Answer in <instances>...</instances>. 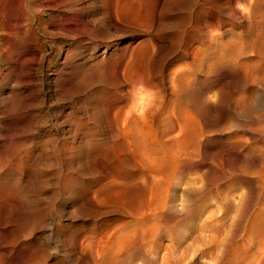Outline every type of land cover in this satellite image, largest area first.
Instances as JSON below:
<instances>
[{"label": "rangeland", "instance_id": "rangeland-1", "mask_svg": "<svg viewBox=\"0 0 264 264\" xmlns=\"http://www.w3.org/2000/svg\"><path fill=\"white\" fill-rule=\"evenodd\" d=\"M4 1L0 264H264V0Z\"/></svg>", "mask_w": 264, "mask_h": 264}, {"label": "bare ground", "instance_id": "bare-ground-1", "mask_svg": "<svg viewBox=\"0 0 264 264\" xmlns=\"http://www.w3.org/2000/svg\"><path fill=\"white\" fill-rule=\"evenodd\" d=\"M5 1H6V0H5ZM5 1H4V2H5ZM250 1H252V3L254 2L253 0H250ZM6 2H7V1H6ZM250 3H251V2H250ZM0 4H1V3H0ZM253 4H254V3H253ZM256 4H257V3H256ZM263 4H264V3H263ZM251 5H252V4H251ZM244 6H245V5H244ZM244 6H243V7H244ZM2 7H3V6H2ZM6 7H7V6H6ZM253 7H254V5H253ZM253 7H252V8H253ZM246 8H247V7H246ZM250 8H251V7H250ZM0 9H1V8H0ZM5 10H6V9H5ZM2 11H3V10H2ZM26 11H27V10H26ZM263 13H264V12H263ZM243 14H244V13H243ZM258 15H259V14H258ZM260 15H261V14H260ZM1 16H2V15H1ZM261 16H263V18H264V14L261 15ZM255 17H256V16H255ZM263 18L261 17L260 19H263ZM6 20H7V19H6ZM262 21L264 22V20H262ZM262 21H261V22H262ZM0 22H2V21H0ZM259 22H260V21H259ZM259 24H261V23H259ZM261 26H262V25H261ZM5 27H6V26H5ZM263 27H264V25H263L261 28H259V29L262 30ZM13 28H14V27H13ZM0 29H1V28H0ZM16 30H17V29H16ZM257 30H258V28H257ZM261 30H260V31H261ZM5 31H6V30H5ZM0 32H1V30H0ZM3 32H4V31H3ZM257 32H258V31H257ZM1 33H2V32H1ZM213 33H214V32H213ZM263 33H264V30H263ZM263 33H262V34H263ZM257 34H258V33H257ZM2 35H3V34H2ZM212 35H213V34H212ZM260 35H261V34H260ZM260 35L258 34V36H260ZM255 36H256V35H255ZM0 37H1V35H0ZM211 37H212V36H211ZM212 38H214V37H212ZM258 38H259V37H257V39H258ZM261 38H262V37H261ZM257 39H256V40H257ZM263 39H264V38H262V39H258V42H259V40H263ZM212 40H213V39H212ZM256 40H255V43L257 42ZM238 42H239V41H238ZM260 42H261V41H260ZM262 42H264V40H263ZM257 44L259 45V43H257ZM261 44H262V46H263V43H261ZM239 45H240V44H239ZM226 46H227V45H226ZM253 46H254V45H253ZM259 46H260V45H259ZM241 47H242V46H241ZM246 47H247V46H246ZM251 47H252V46H251ZM236 48H237V47H236ZM255 48H256V47H255ZM253 49H254V48H253ZM216 50H217V49H216ZM237 50H238V49H237ZM241 50H242V49H241ZM258 50L260 51L261 49L258 48ZM263 51H264V50H263ZM263 51H262V52H263ZM260 52H261V51H260ZM226 53H227V52H226ZM231 53H232V52H231ZM251 53H252V52H251ZM225 55H226V54H225ZM239 55H240V54H239ZM263 56H264V55H263ZM219 57H220V56H219ZM216 58H217V57H216ZM263 58H264V57H263ZM223 61H224V60H223ZM233 61H234V60H233ZM214 62H215V61H214ZM203 63H204V62H203ZM207 63H208V62H207ZM255 63H256V62H255ZM200 64H201V63H200ZM220 64H221V63H220ZM222 64H223V63H222ZM226 64H227V63H226ZM232 64H233V63H232ZM252 65H253V64H252ZM201 66H202V65H201ZM233 66H234V65H233ZM253 66H254V65H253ZM103 67H104V66H103ZM263 67H264V65H263ZM253 68H254V67H253ZM125 69H126V68H125ZM215 69H216V68H215ZM143 70H144V69H143ZM179 70H180V69H179ZM181 70H182V69H181ZM146 71H147V70H146ZM200 71H201V70H200ZM262 71H263V70H262ZM196 72H197V71H196ZM127 73H128V72H127ZM204 74H205V73H204ZM263 74H264V73H263ZM194 76H195V75H194ZM126 77H127V76H126ZM148 77H149V76H148ZM192 77H193V76H192ZM262 77H263V76H262ZM262 79H263V78H262ZM196 80H197V79H196ZM206 80H207V79H206ZM263 80H264V79H263ZM263 80H262V82H263ZM183 81H184V80H183ZM191 81H192V80H191ZM138 82H139V81H138ZM197 82H198V81H197ZM134 84H135V83H134ZM136 84H137V83H136ZM136 84H135V85H136ZM188 84H189V83H188ZM141 86H142V85H141ZM157 86H158V85H157ZM187 86H188V85H187ZM263 88H264V87H263ZM155 89H156V88H155ZM191 91H192V90H191ZM117 92H118V91H117ZM214 93H215V92H214ZM214 93H213V94H214ZM161 94H162V93H161ZM215 94H216V93H215ZM143 95H144V94H143ZM157 95H158V94H157ZM141 96H142V95H141ZM215 97H216V96H215ZM132 98H135V97H132ZM141 98H142V97H141ZM137 99H138V97H137ZM133 101H134V100H132V102H133ZM134 102H137V101H134ZM139 102H140V101H138L137 103H139ZM159 102H160V101H159ZM172 102H173V101H172ZM141 103H142V102H141ZM143 103H144V102H143ZM143 103H142V104H143ZM199 103H200V102H199ZM209 103H210V102H209ZM128 104H129V103H128ZM130 104L132 105V103H130ZM122 105H123V104H122ZM207 105H208V104H207ZM133 106H134V105H133ZM141 106H142V105H141ZM176 106H177V105H176ZM130 107H131V106H130ZM184 107H185V106H184ZM124 108L127 109L126 107H124ZM134 108H135V107H134ZM139 108H140V106H139ZM142 108H143V107H141L140 109H142ZM128 109H129V108H128ZM131 109H132V108H131ZM144 109H145V106H144ZM117 110H118V109H117ZM137 110H138V109H136V111H137ZM118 111H120V113H121L120 115H117V116H119L118 118H120V116H121V117L124 116V113H122L121 110H118ZM123 111H125V110H123ZM132 111H133V109H132ZM139 111H140V110H139ZM144 111H145V110H144ZM114 112H115V111H114ZM125 112L127 113V111H125ZM140 112H141V111H140ZM166 112H167V111H166ZM118 113H119V112H118ZM135 113H136V112H135ZM136 114H137V113H136ZM195 114H196V113H195ZM140 115H141V113H140ZM143 115H144V113H143ZM135 116H136V115L133 114V113H132V114H128V115H125L124 117L120 118V120L123 121V122L125 123V125H124L125 131L128 130L129 133H130V132H133V133L135 134V135H134V137L136 136L135 140L137 139L136 143L138 142V143H137V144H138V148H136V147H135V148H136V149H139V152H140L142 155H144V157H145V158L148 160V162H149V161L152 159V158H151V152L153 153V150H152V149H151L152 151L150 150V148L152 147V145H151V147L149 146L150 148H148V146H147V145H148L147 142L145 143V140H146L147 138H144V136H147L148 133L151 131V129H149L150 131H148L147 135L143 134V131H145V130L143 129V131H142V129L139 127V123H137V121L135 120ZM145 116H146V115H145ZM145 116H144V117H145ZM194 116H195V115H194ZM171 117H172V116H171ZM136 118H137V117H136ZM139 118L142 119V117H139ZM182 119H183V118H182ZM142 120H143V119H142ZM195 120H197V119L195 118ZM121 121H120V123H121ZM138 121H139V120H138ZM140 121H141V120H140ZM146 121H147V120H146ZM187 121H188V120H187ZM187 121H186V123H188ZM141 123H142V122H141ZM184 123H185V121L183 122V124H184ZM186 123H185V126H183L184 128H182V131H183V129H184L183 132H185V129H186L187 126H188V124H186ZM190 123H191V122H190ZM190 123H189V124H190ZM121 124H123V123H121ZM146 124H147V123H146ZM262 124H263V123H262ZM140 125H142V124H140ZM143 125H145V124H143ZM143 125H142V126H143ZM113 126H114V125H113ZM180 126H181V125H180ZM190 126L193 127V125H190ZM190 126H188V127H190ZM260 126H261V125H260ZM175 127H176V126H175ZM185 127H186V128H185ZM192 127H191V129H192ZM258 127H259V126H258ZM155 128H156V127H155ZM179 128H180V127H179ZM200 128H201V127H200ZM263 128H264V127H262V129H263ZM122 129H123V128H121V130H122ZM164 129H165V128H164ZM171 129H172V128H171ZM177 129H178V128H177ZM187 129H188V128H187ZM191 129H188V130H191ZM194 129H195V126H194ZM196 129H197V128H196ZM162 130H163V129H162ZM188 130H187V131H188ZM198 130H199V129H198ZM260 130H261V129H260ZM123 131H124V130H123ZM123 131H122V132H123ZM159 131H160V130H159ZM166 131H167V130H166ZM166 131H165V132H166ZM187 131H186V132H187ZM192 131H193V129H192L191 131H188V133H189V132H192ZM183 132H182V134H183ZM186 132H185V133H186ZM263 132H264V131H263ZM144 133H146V132H144ZM197 133H198V132H197ZM203 133H204V132H203ZM122 134H123V133H122ZM166 134H167V132H166ZM180 134H181V133H180ZM205 134H206V133H205ZM126 135H127V134H126ZM128 135H129V134H128ZM130 135H131V134H130ZM132 135H133V134H132ZM132 135H131V136H132ZM183 135H184V134H183ZM185 135H186V134H185ZM196 135H197V134H196ZM199 135H200V134H199ZM148 136H150V135H148ZM153 136H154V135H153ZM188 136H189V134H188ZM188 136H187V137H188ZM191 136H192V135H191ZM191 136H190V137H191ZM150 137H151V136H150ZM154 137H155V136H154ZM193 137H194V138H193ZM193 137H191V139L189 138V139H190L189 141H191V140L197 138L194 134H193ZM202 137H203V136H202ZM205 137H206V136H205ZM132 138H133V137H132ZM157 138H159V137H157ZM177 138H178V135H177ZM245 138H246V137H245ZM133 139H134V138H133ZM144 139H145V140H144ZM148 139H150V138L148 137ZM148 139H147V140H148ZM155 139H156V138H155ZM185 139H186V138H185ZM187 139H188V138H187ZM197 139H198V138H197ZM240 139H241V138H240ZM246 139H247V138H246ZM147 140H146V141H147ZM153 140H154V139H152V141H153ZM164 140H165V139H164ZM166 140H167V139H166ZM169 140H172V139H169ZM169 140H168V142H167V141H162V142L159 141V143L162 144L163 142H165V143H163V144L165 145L166 142H167V143H170ZM174 140H177V139H174ZM183 140H184V139H183ZM200 140H202V139H200ZM236 140H238V139H236ZM236 140H235V141H236ZM150 141H151V139L149 140V142H150ZM152 141H151V142H152ZM154 141H156V140H154ZM154 141H153V142H154ZM180 141H181V140H180ZM180 141H179V142H180ZM185 141H186V140H185ZM185 141H184V142H185ZM195 141H196V140H195ZM149 142H148V143H149ZM151 142H150V143H151ZM153 142H152L151 144H153ZM174 142H175V141H173V142L171 141V143H174ZM177 142H178V140H177ZM179 142H178V143H179ZM182 142H183V141H182ZM186 142H188V141H186ZM186 142H185V143H186ZM242 142H243V141H242ZM132 143H133V142H132ZM136 143H135V144H136ZM150 143H149V144H150ZM156 143H158V142L156 141ZM175 143H176V142H175ZM178 143H177V144H178ZM185 143H183V144H185ZM193 143H194V141H193ZM137 144H136V145H137ZM154 144H155V143H154ZM163 144H162V145H163ZM183 144H181V142H180V145L183 146V147H185V146L187 145V146H186L187 148H185V150H184V151L186 152V150L188 149V146H189V142H188L187 144H185V145H183ZM197 144H198V143H197ZM157 145L159 146V144H157ZM157 145L155 146V149H156ZM168 145H169V144H168ZM171 145H172V144H171ZM180 145H179V148H180ZM191 145H192V144H191ZM194 145H195V144H194ZM125 146H126V145H125ZM153 146H154V145H153ZM173 146H174V144H173ZM173 146H172V147H173ZM192 146H193V145H192ZM161 147H162V146H161ZM167 147H168V146H167ZM167 147H165L164 149H167ZM172 147H171V148H172ZM183 147H182V149H183ZM243 147H244V146H243ZM260 147H261V146H260ZM122 148H123V147H122ZM152 148H154V147H152ZM18 149H19V148H18ZM159 149H160V148H159ZM164 149H163V150H164ZM168 149H169V147H168ZM172 149H173V148H172ZM180 149H181V148H180ZM174 150H175V151H178L179 149L176 150V147H175ZM192 150H193V148H192ZM149 151H151V152H149ZM154 151H155V150H154ZM161 151H162V149H161ZM169 151H170V150H169ZM169 151H167V152H169ZM172 151H173V150H172ZM175 151H173V152H175ZM184 151H183L182 153H184ZM247 151H248V150H247ZM260 151H262V150H260ZM260 151H259V152H260ZM139 152H138V153H139ZM155 152L157 153V152H159V150H157V151H155ZM155 152H154V153H155ZM170 152H171V151H170ZM170 152H169V153H170ZM179 152H180V151H179ZM191 152H192V151H191ZM193 152H194V151H193ZM156 153H155L154 155H157ZM160 153H161V152H160ZM175 153H176V152H175ZM175 153H173V155H174ZM186 153H187V152H186ZM188 153H190V152H188ZM162 154L164 155L163 152H162ZM177 154H178V153H177ZM138 155H139V154H138ZM154 155H153V156H154ZM158 155H159V154H158ZM160 155H161V154H160ZM171 155H172V153H171ZM173 155H172V156H173ZM175 155H176V154H175ZM175 155H174V156H175ZM181 155H182V154H181ZM183 155H185V154H183ZM193 155H194V153H193ZM161 156H162V155H161ZM165 156H166V155H165ZM169 156H170V155H169ZM169 156H167V157H169ZM176 156H177V155H176ZM186 156H187V154H186ZM188 156H189V155H188ZM158 157H159V156H158ZM178 157H179V156H178ZM156 158H157V157H154V159L151 160V163H148V162H147V163H148L149 165H151V166H152V165L154 166V164H156V163H155ZM164 158L166 159V157H164ZM170 158H171V157H170ZM170 158H168V159H170ZM172 158H175V157H172ZM176 158H177V157H176ZM179 158H180V157H179ZM182 158H183V157H182ZM189 158H190V157H188L187 159H189ZM159 159H160V158H157V160H159ZM162 159H163V158H162ZM143 160H144V159H143ZM171 160L174 161V159H171ZM182 160H183V159H182ZM141 161H142V160H141ZM163 161H164V159H163ZM188 161H189V160H188ZM190 161H191V160H190ZM136 162H137V161H136ZM152 162H153V164H152ZM157 162H158V161H157ZM161 162H162V160H161ZM161 162H160V163H161ZM166 162H168V161L166 160L165 163L162 162V164H166ZM175 162H176V161H175ZM175 162H174V163H175ZM169 163H171V162H169ZM169 163L167 164V168H168V166H169ZM188 163H189V162H188ZM158 164H159V163H158ZM142 165H143V164H142ZM173 165H174V164H173ZM175 165H176V164H175ZM183 165H184V164H183ZM261 165H262V164H261ZM151 166L149 167L150 169H153V170H151V171H154V169L156 170L157 167L154 166V167L151 168ZM184 166H185V165H184ZM141 167H142V166H141ZM158 167H159V166H158ZM162 167L164 168V165H163ZM165 167H166V166H165ZM169 167H170V166H169ZM172 167L174 168V166H172ZM178 167H180V165H179ZM173 168H170V169L173 170ZM176 168H177V167H176ZM145 169H146V168H145ZM174 170H177V169L174 168ZM151 171H150V172H151ZM157 171H159V170H157ZM157 171H156V172H157ZM180 171H181V170H180ZM159 172H161V171H159ZM162 172H163V173H166L167 171H165V172L162 171ZM153 173L155 174V172H153ZM157 173H158V172H157ZM163 173H161V175H162ZM158 174H159V173H158ZM171 174H173V173H171ZM171 174L169 173V175H171ZM199 174H200V173H199ZM165 175H166V174H165ZM165 175H164V177H163V176H161V177H163V179H165V177H166ZM151 176H152V174H151ZM157 176H159V175H157ZM157 176L154 177V175H153V178L155 179ZM167 176H168V173H167ZM192 176H194V175H192ZM250 176H251V175H250ZM161 177H159V180L157 179L158 177L156 178V180L159 181V183H160V182H161V183L163 182V180L161 179ZM168 177H169V176H168ZM174 177H175V176H174ZM190 177H191V176H190ZM262 177H263V176H262ZM196 178H197V177H196ZM196 178H195V179H196ZM145 179H146V178H145ZM169 179H170V178H169ZM189 179H191V178H189ZM139 180H140V179H139ZM156 180H155V182L157 183ZM160 180H162V181H160ZM165 180H167V179H165ZM192 180H193V179H192ZM197 180H199V179L197 178ZM179 181H181V180H179ZM195 181H196V180H195ZM193 182H194V181H193ZM198 182H199V181H198ZM149 183H150V182H149ZM161 183H160V184H161ZM260 183H261V182H260ZM262 183H263V182H262ZM143 184H144V183H143ZM190 184H191V183H190ZM155 185H156V186H157V185L159 186V184H155ZM172 185H173V184H172ZM172 185H171V186H172ZM179 185H180V184H179ZM198 185H199V183H198ZM166 186H167V185H166ZM183 186H184V185H183ZM192 186H193V185H192ZM195 186H196V185H195ZM195 186H193V187H195ZM163 187H164V186H163ZM163 187H162V189L164 190ZM172 187H173V186H172ZM197 187H198V186H197ZM263 187H264V186H263ZM166 188H167V187H166ZM260 188H261V187H260ZM200 189H201V187H200ZM205 189H206V188H205ZM142 190H143V189H142ZM193 190H194V189H193ZM254 190H255V189H254ZM194 191H195V190H194ZM244 191H245V190H244ZM143 192H144V191H143ZM155 192H156V191H155ZM188 192H189V191H188ZM140 194H141V193H140ZM164 194L166 195L167 192L164 193ZM191 194H192V193H191ZM240 194H241V193H240ZM242 194H244V193H242ZM202 195H203V194H202ZM245 195H247V194H245ZM191 196H192V195H191ZM200 196H201V195H200ZM240 196H242V195H240ZM242 197H243V196H242ZM155 198H156V196H155ZM157 198L161 199L159 196H158ZM166 198H167V197H166ZM182 198H183V197H182ZM227 198H228V197H227ZM243 198H244V197H243ZM152 199H153V198H152ZM164 199H165V198H163V200H164ZM228 199H229V198H228ZM126 200H127V199H126ZM150 200H151V199H150ZM202 200H203V199H202ZM237 200H238V199H237ZM167 201H168V200H167ZM225 201H226V200H225ZM232 201H233V200H232ZM239 201H240V200H239ZM241 201H242V200H241ZM162 203H163V202H162ZM165 203H166V202H165ZM165 203H164V205L161 204V206H165ZM226 203H227V202H226ZM236 203H237V202H236ZM238 203H239V202H238ZM144 204H145V203H144ZM144 204H143V206H144ZM148 204H149V203H148ZM187 204H188V202H187ZM239 204H240V203H239ZM239 204H237V205L239 206ZM145 205L147 206V204H145ZM155 205H156V204H155ZM177 205H178V204H177ZM192 205H193V204H192ZM141 206H142V205H141ZM146 206H145V207H146ZM232 206H233V205H232ZM148 207H151V206H150V205L147 206V209L149 210ZM159 207H160V206H159ZM190 207H191V206H190ZM245 207H246V206H245ZM252 207H253V206H252ZM156 208H157V207H156ZM217 208H219V207L217 206ZM143 209H144V208H143ZM150 209H151V208H150ZM154 209H155V208H154ZM163 209H164V208H163ZM219 209H220V208H219ZM228 209H229V208H228ZM239 209H240V208H239ZM239 209H238V210H239ZM145 210H146V208H145ZM148 210H146V211H148ZM238 210H236V211L238 212ZM127 211H128V210H127ZM219 211H220V210H219ZM130 212H131V211H130ZM144 212H145V211H144ZM216 212H217V211H216ZM216 212H215V213H216ZM132 213H133V212H132ZM146 213L148 214V212H146ZM212 213H213V212H212ZM142 215H143V214H142ZM145 215H146V214H145ZM157 215H158V214H157ZM233 215H235V214H233ZM237 215H238V214H237ZM239 215H240V214H239ZM146 216H147V215H146ZM231 216H232V215H231ZM231 216H230V217H231ZM143 217H144V215H143ZM157 217H158V216H157ZM205 217H206V216H204V222H206L205 220H207V217H210V216L207 215V217H206V218H205ZM211 217H212V215H211ZM213 217H214V216H213ZM216 217H217V216H216ZM234 217H236V215H235ZM237 217H238V216H237ZM139 218H141V217H139ZM148 218H149V216H148ZM199 219H200V218H199ZM223 219H224V218H223ZM240 219H241V218H240ZM154 220H155V219H154ZM234 220H235V219H234ZM122 221H123V220H122ZM164 221H165V220H164ZM150 222H151V221H150ZM209 222H210V221H209ZM213 222H214V221H213ZM220 222H221V220H220ZM230 222H231V221H230ZM254 222H255V221H254ZM159 223H160V222H159ZM117 224H118V223H117ZM121 224H122V223H121ZM201 224H202V222H201ZM203 224H204V223H203ZM207 224H209V223H207ZM231 224H232V223H231ZM118 225H119V224H118ZM170 225H171V223H170ZM213 225H214V224H213ZM227 225H228V224H227ZM171 226H172V225H171ZM201 226H203V225H200V227H201ZM208 226H209V225H208ZM208 226H204V227L207 228ZM216 226H217V225H216ZM241 226H242V225H241ZM140 227H141V226H140ZM156 227H157V225H156ZM162 227H163V226H162ZM220 227H221V226H220ZM222 227H223V226H222ZM226 227H227V226H226ZM151 228H152V227H151ZM209 228H210V227H209ZM202 229H203V228H202ZM207 229H208V228H207ZM207 229H206V230H207ZM203 230H204V229H203ZM208 230H209V229H208ZM226 230H227V229H226ZM229 230H230V229H229ZM229 230H228V231H229ZM111 231H112V230H111ZM136 231H137V230H136ZM128 232H130V231H128ZM148 232H149V229H148ZM141 233H142V232H141ZM199 233H200V232H199ZM111 234H112V233H111ZM128 234H129V233H128ZM208 234H209V233H208ZM107 235H108V234H107ZM123 235H124V234H123ZM145 235H146V233H145ZM128 236H129V235H128ZM131 236H132V235H131ZM110 237H111V236H110ZM202 237H203V236H202ZM107 238H108V237H107ZM136 238H137V237H136ZM146 238H147V237H146ZM150 238H151V237H150ZM152 238H153V237H152ZM155 238H156V237H155ZM181 238H182V237H181ZM194 238H195V237H194ZM194 238H193V239H194ZM121 239H123V237H122ZM126 239H127V237H126ZM148 239H149V238H148ZM205 239H206V238H205ZM261 239H262V238H261ZM127 240H129V239H127ZM137 240H138V239H137ZM200 240H201V239H200ZM214 240H215V239H214ZM139 241H141V240L139 239ZM206 241H207V240H206ZM128 242H129V241H128ZM191 242H192V241H191ZM217 242H218V241H217ZM102 243H103V242H102ZM138 243H139V242H138ZM138 243H137V244H138ZM187 243H188V242H187ZM198 243H199V242H197V244H198ZM248 243H249V242H248ZM88 244H89V243H88ZM98 244H99V243H98ZM167 244H168V243H167ZM170 244H171V243H170ZM178 245H179V244H178ZM185 245H188V244H185ZM185 245H184V246H185ZM206 245H207V244H206ZM91 246H92V245H91ZM97 246H98V245H97ZM103 246H104V245H103ZM107 246H108V245H107ZM169 246H170V245H169ZM180 246H181V245H180ZM129 247H130V246H129ZM171 247H173V246H171ZM176 247H177V246H176ZM193 247H194V246H193ZM113 248H114V247H113ZM116 248H118V247H116ZM127 248H128V247H127ZM139 248H140V247H139ZM179 248H180V247H179ZM184 248H185V247H184ZM207 248H208V247H207ZM221 248H222V247H221ZM225 248H226V247H225ZM94 249H95V248H94ZM105 249H106V248H105ZM120 249H121V248H120ZM125 249H126V248H125ZM137 249H138V248H137ZM189 249H190V248H189ZM219 249H220V248H219ZM96 250H97V249H96ZM111 250H112V249H111ZM133 250H135V249H133ZM97 251H98V250H97ZM99 251H100V250H99ZM114 251H115V250H114ZM184 251H185V250H184ZM218 251H219V250H218ZM110 252H111V251H110ZM112 252H113V251H112ZM189 252H190V251H189ZM191 252H192V251H191ZM193 252H194V251H193ZM93 253H94V252H93ZM114 253H115V252H114ZM118 253H119V252H118ZM121 254H123V253L121 252ZM148 254H149V253H148ZM164 254H165V252H164ZM187 254H188V253H187ZM117 255H118V254H117ZM206 255H207V254H206ZM96 256H97V255H96ZM127 256H128V255H127ZM166 256H167V255H166ZM176 256H178V255H176ZM183 256H184V255H183ZM97 257H98V256H97ZM97 257H96V258H97ZM156 257H157V256H156ZM210 257H211V256H210ZM213 257H214V256H213ZM122 258H123V257H122ZM163 258H164V257H163ZM166 258H167V257H165V259H166ZM171 258H172V257H171ZM177 258L179 259V257H177ZM263 258H264V257H263ZM126 259H127V258H126ZM173 259H174V258H173ZM178 259H177V260H178ZM182 259H183V258H182ZM132 260H133V259H132ZM163 260H164V259H163ZM180 260H181V259H180ZM205 260H206V259H205ZM111 261H112V260H111ZM183 261H184V260H182V262H183ZM206 261H207V260H206ZM107 262H108V261H107ZM166 262H167V261H166ZM204 262H205V261H204ZM209 262H210V260H209ZM112 263H113V262H112ZM129 263H130V262H128V264H129ZM205 263H206V262H205ZM205 263H204V264H205ZM210 263L212 264V260H211ZM242 263H243V262H242Z\"/></svg>", "mask_w": 264, "mask_h": 264}]
</instances>
